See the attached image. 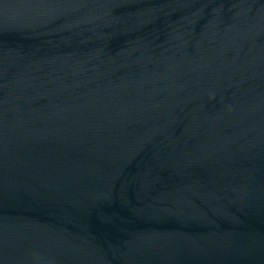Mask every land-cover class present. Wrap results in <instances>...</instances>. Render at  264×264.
Here are the masks:
<instances>
[{
    "label": "water",
    "instance_id": "obj_1",
    "mask_svg": "<svg viewBox=\"0 0 264 264\" xmlns=\"http://www.w3.org/2000/svg\"><path fill=\"white\" fill-rule=\"evenodd\" d=\"M0 264H264V0H0Z\"/></svg>",
    "mask_w": 264,
    "mask_h": 264
}]
</instances>
